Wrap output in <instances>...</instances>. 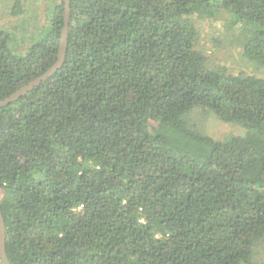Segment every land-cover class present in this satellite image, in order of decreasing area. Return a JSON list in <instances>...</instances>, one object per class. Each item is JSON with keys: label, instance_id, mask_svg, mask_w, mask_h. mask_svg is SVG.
Returning a JSON list of instances; mask_svg holds the SVG:
<instances>
[{"label": "trees", "instance_id": "trees-1", "mask_svg": "<svg viewBox=\"0 0 264 264\" xmlns=\"http://www.w3.org/2000/svg\"><path fill=\"white\" fill-rule=\"evenodd\" d=\"M50 8L24 54L0 25V100L57 61ZM196 18L264 67V0H70L63 64L0 107L11 264H264V76L214 63ZM196 108L247 131L214 138Z\"/></svg>", "mask_w": 264, "mask_h": 264}, {"label": "rangeland", "instance_id": "rangeland-1", "mask_svg": "<svg viewBox=\"0 0 264 264\" xmlns=\"http://www.w3.org/2000/svg\"><path fill=\"white\" fill-rule=\"evenodd\" d=\"M52 0H21L22 15L11 16L15 0H0V25H5L12 33L10 46L17 54H24L32 43V33L42 32L51 18L50 2ZM55 1V0H53ZM199 35L196 46L208 54L214 63H222L234 72L264 76V67L249 60L242 49L232 40L231 32L225 28V19L196 18ZM202 108L195 109L200 129L214 138H228L246 133L240 124L223 121L218 114ZM259 257L264 258V248H258Z\"/></svg>", "mask_w": 264, "mask_h": 264}, {"label": "water", "instance_id": "water-1", "mask_svg": "<svg viewBox=\"0 0 264 264\" xmlns=\"http://www.w3.org/2000/svg\"><path fill=\"white\" fill-rule=\"evenodd\" d=\"M64 1H65L64 26L62 29V35L59 43V52H58L57 61L42 75L35 78L30 83L23 86L22 88L18 89L12 95L6 97L5 99L0 100V107L6 106L11 102L18 100L21 96L25 95L37 84L47 79L55 70H57L63 64L65 52L67 48V36H68L69 17H70V0H64ZM0 255L3 264H11L6 253V227H5V221L1 207H0Z\"/></svg>", "mask_w": 264, "mask_h": 264}]
</instances>
